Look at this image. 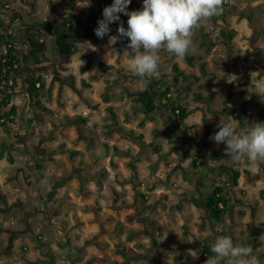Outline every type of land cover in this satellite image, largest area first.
Returning <instances> with one entry per match:
<instances>
[{"label": "rangeland", "instance_id": "1", "mask_svg": "<svg viewBox=\"0 0 264 264\" xmlns=\"http://www.w3.org/2000/svg\"><path fill=\"white\" fill-rule=\"evenodd\" d=\"M9 1L18 5L27 22L46 20L51 11L47 0ZM53 1L73 3L70 10L59 8L55 12V27L64 18H71L81 31L85 24H89L93 32L97 21L90 16L101 15L102 5L110 6L113 2ZM224 3L222 13L202 21L197 30L204 33L212 29L209 38L216 41L220 29L237 28L239 33L230 45L232 54H246L249 62L233 60L228 55L226 44L221 42L206 52L199 44L196 32L198 39L192 37L191 50L196 57L194 63L191 65L185 59L181 61L174 57L172 60L162 58L159 77L146 83L147 78L137 77L127 68L128 57L124 55L129 43L127 38L115 44L109 42V36L116 35L118 27V23H112L109 36L99 40L102 48H95L86 39L78 41L83 50L85 48L81 44L91 42L98 54L87 72L79 73L84 60H76L69 65V72L75 75L79 86H82L83 78L90 82L91 86L83 95L99 102V108L89 109L82 96L45 74L44 79L52 86L48 85L42 100L50 109L44 116L29 107L31 102L24 77L33 71L24 68L21 74L19 72L18 89L11 100L17 108L16 125L8 130L0 127V143L9 146L6 155L12 157L11 162L6 157L0 159V264H52V261L55 264H111L113 261L120 264H195L200 247L213 245L217 235L229 236L236 246L250 245L252 254L264 264V228L259 226L264 222V199L260 196L264 180L253 181L245 176L238 180L237 191L243 190L246 196H256V211L247 204L237 205L224 222L213 223L202 210L201 203L211 189L218 163H208L202 156L198 159L197 168L192 167V159L198 151L194 141L205 139L204 125L214 122L217 125L220 120H227L226 116H221L220 120L213 116L208 118L204 103L191 102L194 91L207 94L203 86L205 77L190 83V96L182 98L193 112L180 129L174 127L175 118L170 111L160 106L153 120H147L150 123L139 125L145 114L136 103L137 95L148 89L157 95L163 89V82L171 86L173 64L186 73L200 76L201 61L206 62L208 73H216L212 83L216 95L206 103L210 110H219L226 98V85L220 79L223 71L234 87L231 105L238 107L242 98L239 93H243L251 99L248 119L252 123L264 120V98L256 95L264 85V0H224ZM141 6L142 0H131L127 11L140 10ZM127 19L120 14L125 29ZM44 39L48 41L49 36L44 35ZM167 55L162 53V56ZM100 63L112 64L115 70L100 69ZM111 82L114 83L112 87ZM106 89L113 98L111 105L120 122L131 124L136 133L144 129V141L147 144L152 141L160 149L159 153H155L151 146L131 144L130 140L120 139L117 134H106L104 126L111 121L107 110L110 101L103 102L101 98ZM173 92L175 95L178 93L177 90ZM199 103L202 106H197ZM5 109L8 108H3L0 113ZM228 115L232 117L230 112ZM78 116L85 117V123L78 122L49 133L54 124H62L65 119ZM30 117L32 122L28 126ZM182 136L191 141L183 143ZM206 140L211 150H219L214 141ZM113 142L129 151L130 157L117 154L112 148ZM40 150L45 158L40 160L38 168L34 160L40 159ZM70 151L76 152L73 159ZM132 160L137 168L135 177L129 166ZM224 163L239 170L251 169L246 158L239 163L229 158ZM62 176L68 177L67 184L54 188ZM119 179L132 182L120 186ZM142 195L147 197L146 200ZM242 199L245 200V196ZM43 206L48 210L41 213ZM88 206L91 210L85 211ZM25 214L28 226L23 223ZM45 214L56 220L51 227L46 220L44 222ZM77 222H82V226L77 227ZM157 228H160L156 237L161 257L155 261L150 230L157 231ZM120 245L125 246L126 257L117 253ZM47 251L54 256L47 255ZM137 251L142 253V257L130 259ZM92 257L97 260L90 262Z\"/></svg>", "mask_w": 264, "mask_h": 264}, {"label": "trees", "instance_id": "2", "mask_svg": "<svg viewBox=\"0 0 264 264\" xmlns=\"http://www.w3.org/2000/svg\"><path fill=\"white\" fill-rule=\"evenodd\" d=\"M47 2L51 7L48 19H33L27 22L24 20L21 9L17 4L10 2L9 0H0V90H3V92L0 93V110L8 108L7 110L5 109L6 111L0 113V127H3L6 130L16 125L17 108L14 104H11V100L13 94H15L18 89L17 78L19 72H22L24 68L33 71V73H29V75L24 77V82L27 84V91L30 93V96H28V99L31 102L29 107L34 108L36 111L44 115L49 112V109L43 104L42 100L45 98V91L48 85L49 87L52 86L51 83H47L44 79L46 75L51 76V79L59 83L61 86L70 87L73 92L78 94H82L84 90L91 86L90 82L84 78L81 79L83 82L82 86H79L75 75L69 72V65L76 60H84L79 67V73L83 74L87 72L98 54L96 53V50L92 48L87 50L81 49L78 41L80 39H86L91 41L95 48H102L99 45L100 39L94 34L91 25L85 24L84 30L81 31L75 26L71 18H64L61 24L55 27V12L59 8L70 10L71 4L73 3L72 1L54 2L53 0H47ZM104 8V5H102L101 15L92 14L93 16L91 15L90 18H93L96 21L100 20L101 17H103L102 11ZM249 25L252 26L250 22ZM46 34L49 36L48 41L44 39V35ZM236 34L237 31L234 28L221 29L216 37V41H214L209 38V31L204 33L201 31L198 32L200 45L204 47L206 52L218 42H221L226 44L228 55L233 60L249 62L246 54L235 56L232 54L230 45ZM165 58L167 60L173 59V57H169L168 55ZM184 59L188 64L192 65L196 60V57L190 52V54ZM99 66L100 69L110 71L115 70L114 65L100 63ZM172 70L174 75L172 77L173 83L171 86L167 85L165 82L162 83L161 80H159L163 85L161 93L156 95L154 92L146 90L137 96L136 103L145 114L144 118L139 122L140 126H142L147 120H153V116L158 111L157 107L160 106L170 111L175 118L174 127L180 129L185 125V121L189 114L193 112L182 102V98L185 99L190 96V83L198 82L204 77L205 83L203 86L207 90V94L203 95L199 91H194L191 94V102L209 103L213 100L215 91L212 88V81L215 79V74L207 72L206 62L201 61V63H199L200 76L193 73L186 74L181 71L176 64L172 65ZM117 73L119 72L117 71ZM222 80L227 86V97L223 101L222 108L219 110H210L207 107V110L214 117L224 116L226 113L230 112L232 117L239 121L240 130L246 131L250 127L249 124H252L248 119V106L251 103V99H245L243 98V93H239V96L242 97L240 105L238 107L232 106L231 101L234 96L233 84L228 82L226 75L222 77ZM159 82H156V84H159ZM173 90H177V95L174 94ZM101 98L103 102L110 101L108 89L101 94ZM83 100L91 110L98 109L100 105L99 102H95L87 96H84ZM107 110L111 122L104 126L106 134L117 133L121 138L136 142L142 146H151L155 153L160 152V149L153 143L147 144L144 141V135L142 133L136 134L133 130H126L123 128L111 106H108ZM85 121L86 119L83 116H78L74 119L67 118L62 124H54L49 133L51 134L58 129L70 125H77L78 122L85 123ZM258 122H264V120H259ZM212 129L214 130L215 127L212 125H206L205 139L194 141V145L198 151L192 159V167L197 168V164H199L198 159L202 158V156L208 161V163H218V165L215 166L217 172L214 174L211 189L201 204L202 210L209 216L213 223H222L227 216L232 215L233 210L237 205L244 206L247 204V206L254 211L257 210V204L255 202L256 196L254 194L246 196L243 190L237 191L239 184L238 180L242 176L253 181L264 180V165H262V172L256 173L247 168L239 170L234 166L224 163V161H227L230 158L225 155V145L220 144L218 151L211 150L210 143L206 141V138H209L217 132H212ZM181 139L183 143H189L191 141L190 138L186 139L183 136ZM8 149L9 146L6 143H0V159L6 157L7 161L11 162L12 157L9 154L6 155ZM113 149L121 156L129 154L126 151L119 150L117 146H114ZM69 154H71V159H73V155L76 154V152L70 151ZM133 162L134 160L130 162L129 166L135 177V175H137V168ZM39 166L38 168H40ZM67 182L68 177L62 176L60 180L55 183L54 188H62ZM243 196H245V200L242 199ZM260 196L264 199V190L260 191ZM142 197L145 200L147 198L145 195H142ZM84 210L89 211L91 210V207L88 206L84 208ZM239 213L241 215L243 214L242 211H239ZM82 224V222H77L76 226L79 227L82 226ZM260 226L264 228V223H261ZM159 229L160 228H157V231L154 229L150 230L153 236L152 249L156 250L157 256L160 254V251H158V243L154 237L159 233ZM256 245H259V243ZM211 247L212 245L210 244L200 247L196 254L195 264H205L206 258L213 255ZM116 251L123 257L127 256L125 246L120 245ZM50 255L51 257L54 256L53 254ZM140 258V254H135L130 257L132 260H138ZM95 260H97V258L92 257L90 262H94ZM52 264L55 263L52 261ZM111 264L120 263L113 261Z\"/></svg>", "mask_w": 264, "mask_h": 264}, {"label": "clouds", "instance_id": "3", "mask_svg": "<svg viewBox=\"0 0 264 264\" xmlns=\"http://www.w3.org/2000/svg\"><path fill=\"white\" fill-rule=\"evenodd\" d=\"M131 0H113L102 11L103 19L97 21L94 34L103 39L109 36L112 23H118L116 35L109 36L115 44L124 38L129 43L124 55L127 68L137 77L147 78L146 83L160 75L162 53L177 60H184L193 48L192 37L202 21L210 20L223 11L224 0H142L140 10L127 11ZM120 14L128 17L127 29L120 21ZM81 46L95 49L91 42ZM256 95L264 98V85ZM245 130H239V121L233 117L216 125L219 129L209 139L225 145V155L239 163L246 158L251 169L264 165V122H254ZM212 256L205 264H261L248 246H236L229 236L217 235L211 247Z\"/></svg>", "mask_w": 264, "mask_h": 264}, {"label": "crops", "instance_id": "4", "mask_svg": "<svg viewBox=\"0 0 264 264\" xmlns=\"http://www.w3.org/2000/svg\"><path fill=\"white\" fill-rule=\"evenodd\" d=\"M232 28H234V27H232ZM236 31H237V34L233 37V39H232V41H231V43H233V40L235 39V37H237V35H238V29L237 28H234ZM211 30V31H210ZM209 30V32H210V36H211V34L213 33V30L212 29H210ZM221 30V29H220ZM196 32H197V34H196ZM206 32H208V31H206ZM195 34L197 35V37H198V30H196L195 31ZM195 34L193 35V36H195ZM218 35V34H217ZM216 35V36H217ZM196 37V36H195ZM195 38V39H198V38ZM192 40H193V38H192ZM199 40H200V38H199ZM194 41V40H193ZM199 44H200V41H199ZM166 56H163V59H166L165 58ZM112 65V64H111ZM181 70V69H180ZM182 71V70H181ZM184 72V71H183ZM22 72H20V74H21ZM186 73V72H185ZM221 73V77H220V79H222V77L224 76V75H226L223 71H221L220 72ZM186 74H189V73H186ZM193 74H195V73H193ZM216 74V73H215ZM196 75V74H195ZM199 76V75H198ZM226 78H227V75H226ZM204 79V78H203ZM202 80V79H201ZM228 80V79H227ZM214 81V80H213ZM213 81H212V83H213ZM228 82H230V80H228ZM57 83V82H56ZM205 83V82H204ZM231 83V82H230ZM114 83H110V87H112V85H113ZM225 84V83H224ZM124 85V84H123ZM226 85V84H225ZM27 87V86H26ZM212 88H213V86H212ZM225 89H226V92H227V86L225 87ZM149 90V89H148ZM214 90V89H213ZM86 90H84L83 91V93L85 92ZM146 91V90H145ZM151 91V90H150ZM157 91H159V89L157 90ZM215 91V90H214ZM153 92V91H152ZM200 92V91H199ZM83 93L82 94H79L80 96H82V98L84 97V96H87V95H83ZM203 95H204V93H202ZM215 95H216V91H215ZM215 95H214V97H213V99L215 98ZM138 96V95H137ZM87 97H89V96H87ZM226 97H227V95H226ZM234 97V96H233ZM91 98V97H90ZM131 98V97H130ZM243 98H245V99H247L245 96L243 97ZM92 99V98H91ZM112 97H111V95H110V106L112 107L113 105H111L112 104ZM226 99V98H225ZM94 100V99H93ZM125 100V99H124ZM241 100H242V98H241ZM84 101V100H83ZM95 101V100H94ZM96 102V101H95ZM85 103V102H84ZM198 103V102H197ZM202 103H204V106H205V109L207 110V106H206V103L205 102H202ZM202 103H199V104H197V106L199 105V106H202ZM86 104V103H85ZM86 106H87V104H86ZM233 106V105H232ZM88 107V106H87ZM235 107V106H234ZM99 108V107H98ZM222 108V107H221ZM220 108V109H221ZM50 110V109H49ZM97 110V109H96ZM157 110H158V107H157ZM207 112V116H208V118H210L211 116H213L210 112H208V111H206ZM43 116H44V114H43ZM117 116V115H116ZM161 116H162V114H161ZM224 116H226V118L227 117H229V115H228V113H226ZM214 117V116H213ZM118 118V117H117ZM216 118H219L218 120H220V118H223V117H216ZM188 119V118H187ZM187 119H186V121H187ZM213 119V118H212ZM142 120V119H141ZM214 120V119H213ZM118 121H119V123H120V125L123 127V128H125L126 130H133V131H135V129H134V127H132V125L130 124H127V122H120V120H119V118H118ZM186 121H185V123H186ZM215 121V120H214ZM32 122V118L30 117V119H28V121H27V123H28V126H29V124ZM111 122V121H110ZM220 122V121H219ZM145 123H150V121L149 122H147V121H145ZM215 123V122H214ZM214 123H210V124H208V125H212V126H214L215 127V129L213 130L212 129V132L213 131H218L219 129L216 127V125L214 124ZM205 127H206V125H204ZM144 127H147L146 126V124L144 125ZM160 128H162V127H160ZM136 133V132H135ZM140 133H142L143 135H144V140H145V131H144V129H141V131L139 132V133H136V134H140ZM114 134H117V133H111L110 135H114ZM118 135V134H117ZM118 137L121 139V137L118 135ZM206 139H208V138H206ZM206 141H208V140H206ZM129 143H131V144H133V143H136V142H129ZM149 143H152V141L151 142H149ZM114 146H117L118 148H119V150H121V151H126L125 149H123V148H120L118 145H117V143H115V142H113V144H112V148L114 147ZM210 149H211V145H210ZM127 153H129V151H126ZM127 157H130V154H128V155H126ZM247 169H249V168H247ZM251 170V169H250ZM253 172H255V171H253ZM262 172V165L260 166V169H259V171L258 172H256V173H261ZM119 181V185L120 186H124V185H126V184H131V182L132 181H129V182H125V181H123L122 179H119L118 180ZM0 182H1V179H0ZM2 183V182H1ZM261 223H264V222H261ZM260 223V224H261ZM260 226V225H259ZM261 227V226H260ZM217 234V233H216ZM152 239H153V236L151 237ZM156 240H158V237H156V235H155V237H154ZM56 242V241H55ZM58 243H60L59 242V239H58ZM56 244V243H55ZM210 245H212V244H210ZM55 251H57V250H55ZM140 252H142L141 250H139ZM139 251H137V253L136 254H142V253H139ZM158 251H160L159 249H158ZM51 251H47V255H50L51 253H50ZM153 253H154V255L156 256L155 257V261H157L156 260V258L159 256V257H161V252H160V254L157 256V253H156V250H153ZM62 257V256H61ZM141 257H142V255H141Z\"/></svg>", "mask_w": 264, "mask_h": 264}, {"label": "flooded vegetation", "instance_id": "5", "mask_svg": "<svg viewBox=\"0 0 264 264\" xmlns=\"http://www.w3.org/2000/svg\"><path fill=\"white\" fill-rule=\"evenodd\" d=\"M39 144V143H38ZM41 149H44L43 147H41ZM38 154H39V158L40 159H35L34 160V162L36 163V165L37 166H39V162H40V160H42V159H44L45 158V156H44V152H42L41 150H40V152L38 151ZM1 196V195H0ZM2 199V198H1ZM5 202V201H4ZM45 206V205H44ZM44 206H43V210H41L40 212L42 213L44 210L45 211H47L48 209L47 208H44ZM5 207H6V203H5ZM9 209V208H8ZM2 211L4 210V209H1ZM5 211V210H4ZM60 211V210H59ZM47 213V212H46ZM25 217H24V220H23V223L25 224V225H27L28 226V223H27V220L25 219L26 218V216H27V214H25L24 215ZM46 217H47V214H45V216H44V222H45V220L48 222V224H49V226L51 227L54 223H55V221L56 220H54V219H49L50 217H47V219H46Z\"/></svg>", "mask_w": 264, "mask_h": 264}, {"label": "water", "instance_id": "6", "mask_svg": "<svg viewBox=\"0 0 264 264\" xmlns=\"http://www.w3.org/2000/svg\"><path fill=\"white\" fill-rule=\"evenodd\" d=\"M27 95L30 96V93L28 92Z\"/></svg>", "mask_w": 264, "mask_h": 264}]
</instances>
